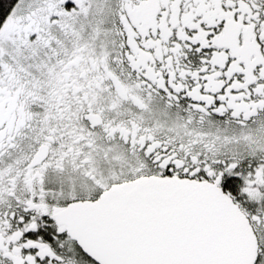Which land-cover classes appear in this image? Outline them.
Masks as SVG:
<instances>
[{"label":"snow or ice","instance_id":"6c2138e0","mask_svg":"<svg viewBox=\"0 0 264 264\" xmlns=\"http://www.w3.org/2000/svg\"><path fill=\"white\" fill-rule=\"evenodd\" d=\"M0 264H264V0H0Z\"/></svg>","mask_w":264,"mask_h":264}]
</instances>
